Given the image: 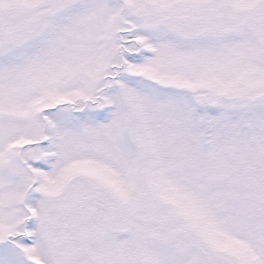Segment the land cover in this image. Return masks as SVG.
<instances>
[{"label":"snow or ice","instance_id":"6c2138e0","mask_svg":"<svg viewBox=\"0 0 264 264\" xmlns=\"http://www.w3.org/2000/svg\"><path fill=\"white\" fill-rule=\"evenodd\" d=\"M0 264H264V0H0Z\"/></svg>","mask_w":264,"mask_h":264}]
</instances>
